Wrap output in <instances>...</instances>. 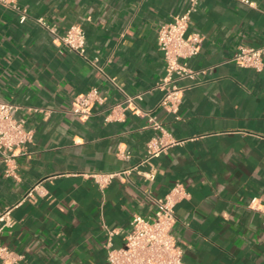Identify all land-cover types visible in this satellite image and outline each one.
I'll use <instances>...</instances> for the list:
<instances>
[{
  "label": "crops",
  "instance_id": "1",
  "mask_svg": "<svg viewBox=\"0 0 264 264\" xmlns=\"http://www.w3.org/2000/svg\"><path fill=\"white\" fill-rule=\"evenodd\" d=\"M251 1L199 0L188 32L201 33L203 44L189 61L195 80L181 81L190 87L178 114L160 105L158 29L191 0H20L29 11L24 23L0 4V101L19 104L34 130L16 157L17 178L5 175L0 154V212L13 207L14 220L0 242L21 256L12 264H109V240L123 244L133 214L152 213L150 196L177 181L189 193L172 228L185 264H264L263 216L250 206L264 205V70L233 60L240 44L264 45V0ZM40 17L60 34L79 24L86 55L56 45ZM93 86L105 103L80 119L71 104ZM142 92L136 110L106 119L110 105ZM148 115L183 142L143 162L147 142L160 135ZM135 166L103 189L86 175Z\"/></svg>",
  "mask_w": 264,
  "mask_h": 264
},
{
  "label": "built area",
  "instance_id": "2",
  "mask_svg": "<svg viewBox=\"0 0 264 264\" xmlns=\"http://www.w3.org/2000/svg\"><path fill=\"white\" fill-rule=\"evenodd\" d=\"M238 1L254 5L251 0ZM0 4L17 12L20 23L26 22L29 18V11L20 4V0H0ZM198 4L199 0H191L184 12L176 14L170 22L161 24L158 29V46L164 56L166 72L156 88L164 92L160 105L173 114H178L184 92L190 87V85L182 84L181 81L185 78L195 80L197 74V70L190 66L189 61L200 53L203 35L199 32L189 33L188 27L191 15L197 10ZM37 21L52 33L56 45L80 55H86V34L79 24L72 25L60 34L56 27L44 18H37ZM233 60L242 67L264 70V45L255 47L240 44L233 54ZM93 62L96 64L97 58ZM107 78L115 87L122 90L115 77L107 76ZM144 94L145 92L134 95L125 94L123 100L107 108L106 119L121 120L127 110H136L134 105L137 101L143 100ZM105 100L100 88L93 86L74 97L70 112L80 119H87L93 114L94 108L104 104ZM20 109L21 106L15 102L0 101V154L5 163V175L14 178L18 177L16 157L23 154L27 145L34 140V130L27 126L24 116L18 115ZM27 111L49 113L48 110L38 107H28ZM148 116L149 126L158 130L160 135L147 142L146 157L143 162H148L170 146L183 142L175 139L155 116ZM118 155L129 158L131 152L119 150ZM133 170H137V166L111 172L92 171L86 175L103 189L115 179L126 180ZM146 177L152 179L154 174L149 173ZM38 186L39 184L30 190L27 196H32ZM188 195L186 185L182 181H177L164 196H150L154 205L153 212L148 215L133 214L124 242L120 246H114L112 240H109L107 244L109 264H185L184 250L177 243L172 228L177 222L175 207ZM254 202L255 199L250 206L262 213L264 223V205ZM12 209L13 207L7 206L0 212V237L14 224ZM0 258L5 263L12 264L21 256L0 242Z\"/></svg>",
  "mask_w": 264,
  "mask_h": 264
}]
</instances>
